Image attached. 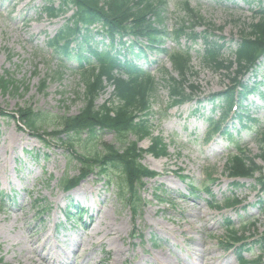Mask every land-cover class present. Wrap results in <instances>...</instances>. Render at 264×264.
<instances>
[{"label":"rangeland","instance_id":"1","mask_svg":"<svg viewBox=\"0 0 264 264\" xmlns=\"http://www.w3.org/2000/svg\"><path fill=\"white\" fill-rule=\"evenodd\" d=\"M44 1L0 0V77L7 74L22 83L17 93L0 90V194L7 196L0 206V264H34L36 256H47L49 264H203L206 259L210 264H255L264 260V196L259 202L252 180L239 179L235 181L238 184H232L225 170L228 156L238 147H244L249 156L258 152L255 129L264 126V100L256 94L245 102L250 111L253 109L254 129L232 127L235 133L230 136L211 137L207 129L214 110L208 100L229 82L223 67L202 62L203 43L199 41L189 42L184 37L164 41L167 51L174 52L177 45L191 49L193 73L186 79V87L194 99L167 111V93L162 87L151 101L148 124L153 136L164 140L169 156H146L142 161L159 176L145 180L139 214L133 218L114 187L96 175H89L70 193L60 190L62 179L75 176L78 170L69 149L58 141L41 143L10 119L17 109L30 106L48 116L45 125H49L55 117L77 115L82 106L77 97L83 91L80 77L69 71L60 74L57 61L45 47L63 19L49 21L42 16L39 11ZM163 1L166 31L178 28L183 21V29L189 27L183 14L186 2L203 20L194 32L200 35L207 29L213 38L220 36L229 42L246 31L255 16L253 11L264 3ZM232 48L233 44L225 49V58ZM147 55V61L140 62L142 68L148 67L158 79L165 73L175 76L166 56ZM259 71L264 73V59ZM43 79L46 89L40 92ZM105 88L98 106L112 92L110 86ZM260 91L264 93V86ZM115 138L111 134L96 136L105 146ZM148 146L149 140L138 144L141 149ZM68 198L86 213L81 220H65ZM232 199L241 205L225 208ZM202 213L209 214V220L204 222ZM233 235L243 243H228L227 237Z\"/></svg>","mask_w":264,"mask_h":264},{"label":"trees","instance_id":"2","mask_svg":"<svg viewBox=\"0 0 264 264\" xmlns=\"http://www.w3.org/2000/svg\"><path fill=\"white\" fill-rule=\"evenodd\" d=\"M182 5L183 14L190 21L189 27H186L189 31L187 35L193 41L202 39V62L209 67H223L226 70L230 86L215 98L219 104L220 121L233 118L238 120L240 126L248 125L252 119L246 113L244 104L250 95L256 94L262 81L256 76H253L252 82L243 80V77L247 73H254L257 61L264 55V4L255 13L253 23L239 34L231 59L224 56L225 40L212 39L205 32L202 36L193 34L195 26L203 22L202 17L192 13L188 3ZM69 11L72 14L64 17ZM41 12L49 20H64L54 37L47 41V46L55 59L61 61L58 65L60 74L69 69L80 77L83 91L77 93V97L82 106L73 117L54 118L49 132L48 127L43 129L45 115L31 107L17 109L11 118L15 119L16 116L17 121L39 139L45 136L71 148L80 166L81 176L85 177L86 171L105 175L110 184H116L118 194L132 214L136 215L140 208L138 195L144 187L143 180L156 176L155 172L141 165V160L144 155L167 157V146L162 138L150 137L147 118L151 113V101L160 83L167 90L168 108L189 101L185 93V79L192 75L191 56L180 48L168 55L161 47L168 38L163 26V0H46ZM184 24L183 21L176 30L179 37ZM126 38L129 40L125 41ZM154 49L168 55L178 79L165 73L159 81L139 67V59L144 57L147 50ZM67 63L74 67L70 68ZM105 85L112 87V92L98 106L96 101L106 89ZM20 86L22 83L15 82L7 74L0 77L3 94L17 93ZM45 89L46 79H43L39 91ZM98 133H112L123 140H118V146L98 145L95 142ZM129 135L135 136L136 141L128 142ZM145 138H150L151 143L144 151L137 147V141ZM256 140L258 153L249 158L239 151L230 158L227 169L232 178L255 177L258 174L254 178V185L264 192V129ZM79 143L85 145L80 152L74 150ZM88 144L90 147L86 148ZM78 177L63 179L62 189L69 191L74 188L81 180ZM237 204L235 201L228 203ZM232 237L237 239L235 235Z\"/></svg>","mask_w":264,"mask_h":264},{"label":"bare ground","instance_id":"3","mask_svg":"<svg viewBox=\"0 0 264 264\" xmlns=\"http://www.w3.org/2000/svg\"><path fill=\"white\" fill-rule=\"evenodd\" d=\"M79 191H81V187L79 188ZM82 193H83V192H82ZM201 216H202V218L204 219V222L207 221V220H209V219H208L209 214L202 213ZM185 223H186V224H189V225L191 224V222H188V221H185ZM91 226H92V225H90L89 228H90ZM110 234H111V230H109V231L107 232V235H110ZM188 238H189V237H188ZM38 251H39V250H38ZM159 255H160V256H163V252L160 253ZM32 260H33L32 262H33L34 264H49L48 259H47V256H38V257L36 256V257H34ZM88 260H90V258H88ZM203 264H210V263H209L208 259H206V260L204 261ZM258 264H264V260L260 261Z\"/></svg>","mask_w":264,"mask_h":264}]
</instances>
